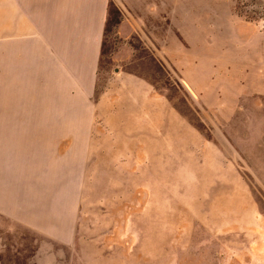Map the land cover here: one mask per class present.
Returning a JSON list of instances; mask_svg holds the SVG:
<instances>
[{
  "label": "rangeland",
  "instance_id": "obj_1",
  "mask_svg": "<svg viewBox=\"0 0 264 264\" xmlns=\"http://www.w3.org/2000/svg\"><path fill=\"white\" fill-rule=\"evenodd\" d=\"M258 32L264 0H110L93 125L1 38L0 264H264Z\"/></svg>",
  "mask_w": 264,
  "mask_h": 264
},
{
  "label": "crops",
  "instance_id": "obj_2",
  "mask_svg": "<svg viewBox=\"0 0 264 264\" xmlns=\"http://www.w3.org/2000/svg\"><path fill=\"white\" fill-rule=\"evenodd\" d=\"M109 7L110 0H0L12 85L15 80L24 94L40 91L50 106L76 110L80 120L68 123L93 125ZM257 35L249 46L264 61V32Z\"/></svg>",
  "mask_w": 264,
  "mask_h": 264
}]
</instances>
